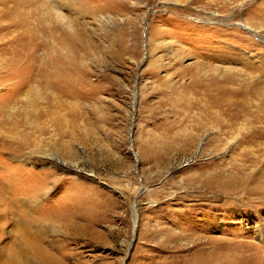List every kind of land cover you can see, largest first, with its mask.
I'll list each match as a JSON object with an SVG mask.
<instances>
[{
  "label": "rangeland",
  "instance_id": "rangeland-1",
  "mask_svg": "<svg viewBox=\"0 0 264 264\" xmlns=\"http://www.w3.org/2000/svg\"><path fill=\"white\" fill-rule=\"evenodd\" d=\"M0 264H264V0H0Z\"/></svg>",
  "mask_w": 264,
  "mask_h": 264
},
{
  "label": "bare ground",
  "instance_id": "bare-ground-1",
  "mask_svg": "<svg viewBox=\"0 0 264 264\" xmlns=\"http://www.w3.org/2000/svg\"><path fill=\"white\" fill-rule=\"evenodd\" d=\"M134 224H136V223H134ZM31 235H32V240H34V239H33V237H34L33 233H31ZM36 239H37V238H36ZM35 242H36V241H35ZM43 256L45 257V255H43Z\"/></svg>",
  "mask_w": 264,
  "mask_h": 264
}]
</instances>
